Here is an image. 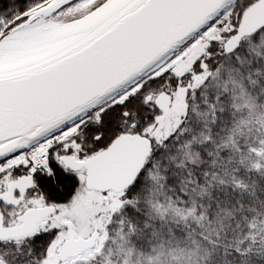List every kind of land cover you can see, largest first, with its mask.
<instances>
[{"label":"snow or ice","instance_id":"snow-or-ice-1","mask_svg":"<svg viewBox=\"0 0 264 264\" xmlns=\"http://www.w3.org/2000/svg\"><path fill=\"white\" fill-rule=\"evenodd\" d=\"M235 3L240 10L233 28L221 37L235 36L251 0ZM183 7V0H53L51 7L48 0H0V65L29 56L47 33L64 27L53 17L76 9L69 27L76 29L78 40L67 50L7 75L0 71V214L15 219L28 209H50L44 228L32 239L49 244L55 239L61 231L53 225L59 205L68 204L77 190L87 187L90 172L112 159L113 154L103 153L121 133L148 137L145 128L160 111L147 95L151 86L174 92L191 79L192 73L177 75L168 67L179 55L175 52L119 82L155 32L175 27ZM227 22L215 16L184 46L207 39L204 33ZM225 42L207 39L206 50L222 51ZM211 59L202 54L193 71L203 72ZM69 174L78 180L75 190L67 200L55 199ZM135 184L133 180L129 188ZM9 191L15 202L5 198ZM47 255L46 248L42 259Z\"/></svg>","mask_w":264,"mask_h":264},{"label":"trees","instance_id":"trees-1","mask_svg":"<svg viewBox=\"0 0 264 264\" xmlns=\"http://www.w3.org/2000/svg\"><path fill=\"white\" fill-rule=\"evenodd\" d=\"M257 32L232 53H209L212 75L177 130L152 147L103 246L68 264H264L262 135L254 122L264 114V31ZM77 183L67 175L54 198L69 199ZM33 236L0 243V264H41L53 240Z\"/></svg>","mask_w":264,"mask_h":264},{"label":"water","instance_id":"water-1","mask_svg":"<svg viewBox=\"0 0 264 264\" xmlns=\"http://www.w3.org/2000/svg\"><path fill=\"white\" fill-rule=\"evenodd\" d=\"M234 0H183L184 7L181 10L175 27L167 25L162 26L155 32L142 46L140 55L130 62L126 74L119 81L138 75L149 68L161 57L165 59L177 51L185 41H188L196 35L201 26L211 23L215 16H218ZM53 0L49 2L51 7ZM264 26V0H256L245 10L243 16L238 22V30L235 36H230L223 46L225 53H232L240 45L241 41L256 33ZM233 26L230 27V31ZM220 40L221 38H215ZM78 40L77 34H71L62 40L48 45L47 48L36 54L32 59L19 60L8 66H0V71L6 75L9 72L22 70L24 66L32 62H40L45 59H51L59 54L61 50H67L74 41ZM207 41L201 44L199 40L191 48V56L195 53H202L206 48ZM202 79L194 80L193 84H199ZM160 108V115L155 122H160L168 114L170 106V96L162 94L157 99ZM150 150V144L145 138H132L127 142L124 135H119L113 142L104 157L112 155L107 163L90 172L87 189L103 193H120L132 185L142 172L146 158ZM9 195H5L8 197ZM50 209H30L18 217L19 226L2 227L0 214V240L14 239L17 237H26L36 233L38 223L48 215Z\"/></svg>","mask_w":264,"mask_h":264},{"label":"rangeland","instance_id":"rangeland-1","mask_svg":"<svg viewBox=\"0 0 264 264\" xmlns=\"http://www.w3.org/2000/svg\"><path fill=\"white\" fill-rule=\"evenodd\" d=\"M239 10V7H237L235 1H233L222 12L223 14L219 15L220 22L225 20L228 21L220 28L219 35L221 32H229L228 29L230 26H233V20L236 19V14ZM75 15L76 9L73 8L71 11L66 10L64 14L58 17H53V20L57 24L66 27L71 25V17ZM64 27L53 29L50 32L54 34ZM227 39L228 36L224 37V41ZM53 43H55V41L48 45H52ZM223 44L221 45L222 47ZM182 51L179 52V55L176 56L168 67H172L174 73L177 75H183L189 72L192 73V77L186 82V85L178 87L174 92L171 88L167 91L158 89L156 91L147 92L150 98H156L161 92L166 94L171 93V95L168 94L170 96L168 114L162 121L150 122L145 128V131L149 134L146 138L148 141H150L152 137H155L154 142L150 143V152L153 146L161 144L177 130L187 112L188 100L193 95V92L200 89L203 82L206 83L212 75V71H210L206 65H204L203 72H194L193 65L199 57L184 58L181 55ZM208 55L209 52L206 51L204 54L205 58ZM199 78L202 79L201 83L196 85L193 84L194 80ZM250 117L251 115L247 113V118L250 119ZM254 122L262 135V148L258 152L257 164L264 165V114L259 115ZM129 134L131 133L129 132ZM137 134L145 137L143 133ZM125 203L124 192H107V195H102V193L88 190L86 187L77 190L68 204L59 205L61 212L58 216L53 218V225L60 227L61 231L57 233L55 239L48 247L47 258L43 259L41 264H68L76 255L81 258H87L89 254H93L97 249L103 246L107 239L106 226L110 221V217ZM42 207L43 206L39 208ZM15 223L13 219L7 221L8 225H13ZM44 223L45 219L38 224L37 232L44 228ZM53 225H49V227ZM18 240L20 239H17V241Z\"/></svg>","mask_w":264,"mask_h":264},{"label":"flooded vegetation","instance_id":"flooded-vegetation-1","mask_svg":"<svg viewBox=\"0 0 264 264\" xmlns=\"http://www.w3.org/2000/svg\"><path fill=\"white\" fill-rule=\"evenodd\" d=\"M219 30H220V28L219 27H213V28H211L207 33H204V37H206L207 39H215V38H218V37H221V35H219ZM219 35V36H218ZM207 39H205V38H197L196 39V42L195 43H190L187 47H185V46H183V47H181V48H179L176 52H181L182 50V53H181V55L184 57V58H194V57H196V56H198L199 58L201 57V55L203 54H205L206 53V49H205V51L203 52V53H198V54H196V55H194V56H191V48L193 47V45L194 44H196L199 40L201 41V44L202 43H204V42H206L207 41ZM192 40V39H191ZM190 40V41H191ZM221 40H224V37H221ZM198 59V58H197ZM201 63H202V65H203V61H201ZM163 94V92H161L160 93V95H162ZM159 95V96H160ZM159 96H157L156 98H155V100L159 97ZM149 97V96H148ZM150 98V97H149ZM160 115V113H157V116H159ZM121 134H124L125 136H126V138H127V141H131V139L132 138H135V139H137V138H140V137H143V136H139L137 133H131V134H129V133H121ZM145 138V137H144ZM5 195H9L8 197H5L7 200H9V201H12V202H15V198L14 197H12V194H11V192L9 191V192H6L5 193ZM3 211H8L7 209H4ZM18 217H19V214L17 215V218H15V219H13V220H15V224H13V225H8L7 224V221L8 220H11V219H8L6 216H4L3 214H1V219H2V227H12V226H19L20 225V223L18 222Z\"/></svg>","mask_w":264,"mask_h":264},{"label":"bare ground","instance_id":"bare-ground-1","mask_svg":"<svg viewBox=\"0 0 264 264\" xmlns=\"http://www.w3.org/2000/svg\"><path fill=\"white\" fill-rule=\"evenodd\" d=\"M221 22H223V21H221ZM71 34L75 35L76 29L74 27H69V25L62 28L60 31L55 32L54 34H53V32H49L43 37V40L40 43V45L35 50H33V52L29 56L14 60L11 63H5V64L0 65V66L5 67V66H8L10 64H13V62H16V61L18 62L19 60L32 59L33 57H36L37 56L36 54H38L40 51L47 48L49 43H52L54 41L56 43L57 41L62 40L63 38H65Z\"/></svg>","mask_w":264,"mask_h":264}]
</instances>
